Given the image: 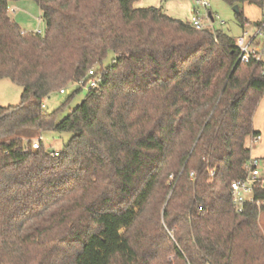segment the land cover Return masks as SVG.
Returning a JSON list of instances; mask_svg holds the SVG:
<instances>
[{
	"label": "trees",
	"instance_id": "trees-1",
	"mask_svg": "<svg viewBox=\"0 0 264 264\" xmlns=\"http://www.w3.org/2000/svg\"><path fill=\"white\" fill-rule=\"evenodd\" d=\"M9 1L0 79L22 92L0 106V264H264V205L237 212L231 201L264 93L260 65L238 60L235 37L138 0H33L45 31L29 32ZM92 68L99 86L67 114L83 87L42 108ZM51 131L71 134L57 156L41 142Z\"/></svg>",
	"mask_w": 264,
	"mask_h": 264
},
{
	"label": "rangeland",
	"instance_id": "rangeland-1",
	"mask_svg": "<svg viewBox=\"0 0 264 264\" xmlns=\"http://www.w3.org/2000/svg\"><path fill=\"white\" fill-rule=\"evenodd\" d=\"M136 6L139 7H162L164 12L170 17L189 21L193 14V0H138ZM243 13V17L247 20L246 25L241 26L232 7L223 0H211V11L217 15V19L213 22L215 29L232 35L234 37L243 35V31L252 33L254 30L253 23L261 20L264 15V8L256 4L244 2L239 5ZM203 13V11H201ZM8 14L22 30L29 32L45 31V24L41 18V11L38 5L33 0H10ZM222 20L225 23L219 25L218 21ZM111 59V55L105 61L107 64ZM65 93H59L58 89L51 92L43 101L44 109L52 111L59 107L69 98L74 91L79 89L75 83L64 85ZM22 88L13 83L9 78L0 79V106L6 107L9 105H17L20 102ZM87 93L86 88H81L69 99L64 111L61 115L67 114L77 104H79ZM254 129L260 132V140L252 144L248 141V147L253 158L259 159V168L264 172V93L260 99L257 110L253 118ZM69 132L51 131L43 133L41 142L48 151L60 150L70 139ZM259 228L264 234V212L259 214Z\"/></svg>",
	"mask_w": 264,
	"mask_h": 264
},
{
	"label": "built area",
	"instance_id": "built-area-1",
	"mask_svg": "<svg viewBox=\"0 0 264 264\" xmlns=\"http://www.w3.org/2000/svg\"><path fill=\"white\" fill-rule=\"evenodd\" d=\"M193 14L189 19L190 24L196 29L208 28L215 30L213 22L217 19V15L211 11V0H193ZM203 11V13H201ZM219 25L225 22L218 21ZM246 25V23L244 24ZM254 30L252 33L243 31V35L235 37L234 46L238 51V60L244 63H258L264 75V15L261 20L253 23ZM42 33L41 30L36 31ZM102 80V73L95 69H89L85 79L75 82L76 85L86 88L87 90L95 89ZM59 93H65L64 88L58 89ZM44 108V104H42ZM259 135L250 136L249 140L252 144L260 140ZM40 143L37 139L32 142V148L37 149ZM59 150H52L51 155L57 156ZM246 173L242 178L233 180L230 183L231 201L237 212L244 210V205L248 202L257 206L264 205V199H254L256 188H264V172L259 168V159L253 158L245 165Z\"/></svg>",
	"mask_w": 264,
	"mask_h": 264
},
{
	"label": "water",
	"instance_id": "water-1",
	"mask_svg": "<svg viewBox=\"0 0 264 264\" xmlns=\"http://www.w3.org/2000/svg\"><path fill=\"white\" fill-rule=\"evenodd\" d=\"M232 10L234 11V13H238L239 12V6L238 5H233L232 6Z\"/></svg>",
	"mask_w": 264,
	"mask_h": 264
},
{
	"label": "crops",
	"instance_id": "crops-1",
	"mask_svg": "<svg viewBox=\"0 0 264 264\" xmlns=\"http://www.w3.org/2000/svg\"><path fill=\"white\" fill-rule=\"evenodd\" d=\"M259 133H260V132H259ZM248 139H249V138H248ZM248 139H247L246 142H245L246 147H248V141H249ZM250 154H251V153H250ZM251 157H252V155H251Z\"/></svg>",
	"mask_w": 264,
	"mask_h": 264
}]
</instances>
